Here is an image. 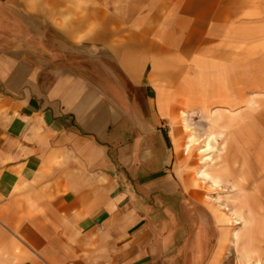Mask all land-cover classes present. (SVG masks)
<instances>
[{"label":"crops","instance_id":"0c3cea01","mask_svg":"<svg viewBox=\"0 0 264 264\" xmlns=\"http://www.w3.org/2000/svg\"><path fill=\"white\" fill-rule=\"evenodd\" d=\"M263 98L264 0H0V264H240L220 189Z\"/></svg>","mask_w":264,"mask_h":264},{"label":"rangeland","instance_id":"374dc122","mask_svg":"<svg viewBox=\"0 0 264 264\" xmlns=\"http://www.w3.org/2000/svg\"><path fill=\"white\" fill-rule=\"evenodd\" d=\"M254 103V100L249 101L250 106L254 105ZM257 107L259 115L257 118L253 117V126L255 125V121L257 126L256 130L252 133V147L244 146L236 149H227V161L225 163L227 175L231 181L229 182L230 186L227 189H220V192H228L233 188L232 186L237 190L231 198H228L230 199L229 202H227L224 195L219 198L223 203H231V207L228 204L224 205V207L219 206L220 209H223V211H220L223 212L220 216L225 219L223 223H226L229 227H233V244L230 240L229 244L231 248H228V252L234 255L231 257H234V261H236V248L240 264H247V262H249L248 264H256L257 261L264 264V98L257 101ZM216 126L220 128L218 125ZM217 127L214 128L217 129ZM223 128H227V126H223ZM219 130L223 131L222 129ZM249 142V139L244 138V144ZM215 148L216 146L213 149ZM203 149L204 147L201 148V151ZM207 158L211 159V156L206 155L202 160L204 161ZM218 160L219 158L216 154L215 164L212 166L218 167V165H222L216 163ZM208 164L209 162L205 161L198 173L203 169H207ZM225 171L226 169L212 171L215 176L220 178V186L223 178H225ZM208 191L214 194L213 187L208 186ZM238 204L239 211L236 210ZM235 210L239 213L237 218L241 221L240 224H236V219L232 215V212ZM235 231H238L241 236L244 235L243 240L234 242Z\"/></svg>","mask_w":264,"mask_h":264},{"label":"bare ground","instance_id":"6f19581e","mask_svg":"<svg viewBox=\"0 0 264 264\" xmlns=\"http://www.w3.org/2000/svg\"><path fill=\"white\" fill-rule=\"evenodd\" d=\"M184 120L186 122L185 126L187 128H189V125L187 124L188 123V119L185 118ZM212 123H213V125H210V127L208 128L207 138L205 140V146H204V149L202 150L203 152L204 151H208V150H212L215 147L214 143L217 141L218 137L222 136V134H223V131H220V130H217V129L214 128L215 127V123H216L214 120H212ZM196 141H197L196 134L194 132L193 133L191 132L190 135L188 136V142H187V144L185 146V149L189 150L191 148L192 144L194 142H196ZM198 174H199V176L202 179L209 180L212 183V185L220 186V178L215 176V174L212 171H209L207 169H203ZM236 210H238V211L240 210L239 209V204L237 205V209ZM236 210L232 212V215L234 216V219H236V222H237L236 224H240L241 221L239 220V218H237V215L239 213H237ZM218 217H219V215H218ZM219 218L222 219L221 216ZM234 236H235V241H234L235 243L238 242L239 240H243V237H244V235L241 236L238 231L234 232ZM248 263L249 262H247V264ZM256 264H261V262L257 261Z\"/></svg>","mask_w":264,"mask_h":264}]
</instances>
